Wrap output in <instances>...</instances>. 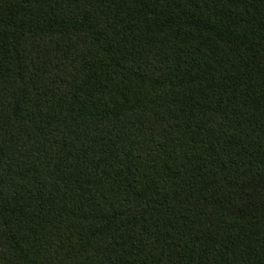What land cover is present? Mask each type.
Wrapping results in <instances>:
<instances>
[{"label":"trees","instance_id":"obj_1","mask_svg":"<svg viewBox=\"0 0 264 264\" xmlns=\"http://www.w3.org/2000/svg\"><path fill=\"white\" fill-rule=\"evenodd\" d=\"M0 264H264V0H0Z\"/></svg>","mask_w":264,"mask_h":264}]
</instances>
